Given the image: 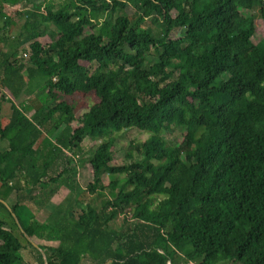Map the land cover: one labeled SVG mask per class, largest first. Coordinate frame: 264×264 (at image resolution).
<instances>
[{
  "label": "trees",
  "instance_id": "trees-1",
  "mask_svg": "<svg viewBox=\"0 0 264 264\" xmlns=\"http://www.w3.org/2000/svg\"><path fill=\"white\" fill-rule=\"evenodd\" d=\"M256 17L264 0H0V264H264ZM128 129L147 138L119 147Z\"/></svg>",
  "mask_w": 264,
  "mask_h": 264
},
{
  "label": "rangeland",
  "instance_id": "rangeland-1",
  "mask_svg": "<svg viewBox=\"0 0 264 264\" xmlns=\"http://www.w3.org/2000/svg\"><path fill=\"white\" fill-rule=\"evenodd\" d=\"M255 24H256V30H255V34L253 35V41L255 43H257L264 38V23H263L262 19H260L259 17H256ZM18 33H19V26H17L14 29L12 35L16 36V35H18ZM179 33H180V31H177L175 35L178 36ZM41 39L44 42L49 41L48 37H43ZM14 44L17 45V43H14ZM19 49L24 50V48L22 49L21 47ZM21 53L23 54L24 52L21 51ZM32 96L33 95H30V97H32ZM23 99L26 100L27 96H23L22 98L18 99V102L21 103ZM85 102L90 103V100L86 99ZM84 110H85V108H83V111ZM181 132H182L181 128L173 127L171 130L165 131V135L169 140L173 141L175 139H178L181 136ZM146 138H147L146 133H144L138 129H128V130H125L121 134L120 138L118 139V146L119 147L122 145L127 146L130 144L131 141H144ZM90 143H91V140L85 139L83 144H82L83 148L90 149ZM4 144H5V141L4 142L0 141V149L4 146ZM118 156H121V157H117L116 160L121 161L123 158H122V154H121L120 149H119ZM80 163H81V166L79 169V179L83 185H86L89 182H91L93 179V168H92L91 164L89 163L88 159H86V161H84V162L80 161ZM117 177L122 178V177H124V174H119V175H117ZM108 182H109V179L106 183H108ZM37 192H38V189L35 190V193H37ZM16 198H17L16 193H12L8 198V203L14 204L16 202ZM70 198H71V195L69 193V190L66 187L62 186L58 190V192L51 198V200L46 204L44 209L41 212H38L39 217L42 218L43 214H45V215H50V214L55 215L56 214L57 215V213L60 209L68 207L70 200H71ZM28 204L34 210V212L37 213L36 205L32 201H28ZM72 211L74 212V214L77 215L79 212V208L74 206ZM123 224H124L123 218H119L118 220L115 221V226L117 228L123 227ZM32 241H34L35 243L38 244L37 241H35L33 239H32ZM181 264H183V262H181Z\"/></svg>",
  "mask_w": 264,
  "mask_h": 264
},
{
  "label": "water",
  "instance_id": "water-1",
  "mask_svg": "<svg viewBox=\"0 0 264 264\" xmlns=\"http://www.w3.org/2000/svg\"><path fill=\"white\" fill-rule=\"evenodd\" d=\"M0 201H4V200L0 199ZM4 203H5L7 206L10 207V205L8 204L7 201H4ZM28 238L32 241V239H31L29 236H28ZM33 243H34V245H35L36 247H39V245H38L37 243H35L34 241H33ZM43 255H44L45 261H47V258H46V255H45L44 252H43ZM46 264H47V262H46Z\"/></svg>",
  "mask_w": 264,
  "mask_h": 264
}]
</instances>
